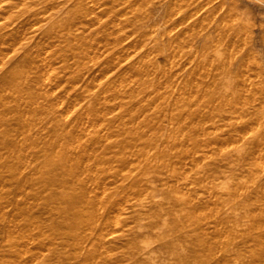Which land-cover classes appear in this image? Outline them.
Returning a JSON list of instances; mask_svg holds the SVG:
<instances>
[{"label": "rangeland", "instance_id": "rangeland-1", "mask_svg": "<svg viewBox=\"0 0 264 264\" xmlns=\"http://www.w3.org/2000/svg\"><path fill=\"white\" fill-rule=\"evenodd\" d=\"M0 264H264V0H0Z\"/></svg>", "mask_w": 264, "mask_h": 264}, {"label": "bare ground", "instance_id": "bare-ground-1", "mask_svg": "<svg viewBox=\"0 0 264 264\" xmlns=\"http://www.w3.org/2000/svg\"><path fill=\"white\" fill-rule=\"evenodd\" d=\"M34 4V3H33ZM98 11V10H97ZM49 12V11H48ZM57 15V14H56ZM45 16V15H44ZM114 17V16H113ZM96 18V17H95ZM115 18V17H114ZM53 18H51L50 20H52ZM97 19V18H96ZM79 21V20H78ZM39 23V22H38ZM34 26V25H33ZM28 34V33H27ZM45 40V39H44ZM110 40V39H109ZM204 40V39H203ZM8 41V40H7ZM21 41V40H20ZM111 41V40H110ZM200 41V40H199ZM200 44H201V42H200ZM15 47V46H14ZM11 52V51H10ZM55 52V51H54ZM41 53V52H40ZM164 54V53H163ZM165 54H166V52H165ZM42 55H44V54H42ZM167 55V54H166ZM8 56V55H7ZM7 56H5V58L7 57ZM41 56V55H40ZM46 56V55H45ZM37 57V56H36ZM42 59V58H41ZM244 59V58H243ZM44 60V59H43ZM50 60V59H49ZM47 61H48V59H47ZM59 61V60H58ZM48 67V66H47ZM85 75V74H84ZM118 76H119V78L121 77L120 76V71H119V73H118ZM154 77V76H153ZM156 81V80H155ZM151 83V82H150ZM61 85V84H60ZM149 85V84H148ZM52 88V87H51ZM116 92H118V91H116ZM92 97V96H91ZM104 99V98H103ZM21 101V100H20ZM86 102V101H85ZM65 104H67V103H65ZM95 105V104H94ZM83 107V106H82ZM95 107V106H94ZM96 107H98V106H96ZM86 108V107H85ZM73 109V108H72ZM83 110H84V108H83ZM86 111V110H85ZM85 111H84V113H85ZM71 112V111H70ZM83 112V111H82ZM91 113V112H90ZM95 114V113H94ZM98 114H99V112H98ZM68 115V114H67ZM99 116V115H98ZM97 116V117H98ZM80 117H81V115H80ZM88 117V116H87ZM145 119V118H144ZM144 119H142V120H144ZM87 120V119H86ZM76 121H78V120H76ZM136 122V121H135ZM110 123V122H109ZM88 125V124H87ZM109 125V124H108ZM109 127V126H108ZM99 131V130H98ZM66 133V132H65ZM240 134V133H239ZM6 137V136H5ZM144 137V136H143ZM7 138V137H6ZM152 142V141H151ZM151 142H150V144H151ZM171 142V141H170ZM145 145V144H144ZM144 154V153H143ZM153 155H154V153H152ZM151 154V155H152ZM162 156V155H161ZM161 156H159L160 158H161ZM166 157V156H165ZM145 158V157H144ZM150 159V158H149ZM149 161H151V160H149ZM155 161V160H154ZM159 161V160H158ZM169 161H171V160H169ZM152 163V162H151ZM156 163H158V162H156ZM174 163V162H173ZM150 164V163H149ZM144 166H146V165H144ZM148 166V165H147ZM152 168H153V166H151ZM149 168V167H148ZM151 168V169H152ZM150 169V168H149ZM31 177V176H30ZM176 178V177H175ZM176 182V181H175ZM7 184V183H6ZM187 185V184H186ZM185 185V187H187ZM210 191V190H209ZM208 191V192H209ZM146 192H144V194H145ZM126 194V193H125ZM196 196V195H195ZM213 197V196H212ZM129 200V199H128ZM123 203V202H122ZM115 219V218H114ZM114 221H116V220H114ZM125 223V222H124ZM126 224V223H125ZM124 225V224H123ZM32 235V234H31ZM30 235V236H31ZM32 237V236H31ZM53 242H54V240H53ZM26 254V253H25ZM34 258V257H33ZM35 259V258H34ZM81 261V260H80Z\"/></svg>", "mask_w": 264, "mask_h": 264}]
</instances>
